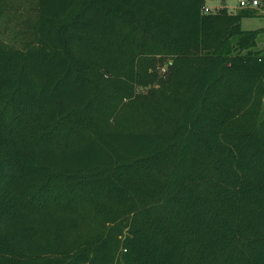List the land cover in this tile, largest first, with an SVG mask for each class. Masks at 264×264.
I'll use <instances>...</instances> for the list:
<instances>
[{"label": "trees", "instance_id": "obj_1", "mask_svg": "<svg viewBox=\"0 0 264 264\" xmlns=\"http://www.w3.org/2000/svg\"><path fill=\"white\" fill-rule=\"evenodd\" d=\"M210 1L0 0V264H264L262 10Z\"/></svg>", "mask_w": 264, "mask_h": 264}, {"label": "rangeland", "instance_id": "obj_2", "mask_svg": "<svg viewBox=\"0 0 264 264\" xmlns=\"http://www.w3.org/2000/svg\"><path fill=\"white\" fill-rule=\"evenodd\" d=\"M209 7L216 11L219 8L226 5L228 9L232 12H237L242 7L240 6V0H226L223 3L220 0H213L208 2ZM32 14L29 10L24 12L19 11L14 14H3L0 17V39L8 43H15L17 46L22 47L25 44V34L29 26L31 25ZM242 28L245 30H259L264 29V12H260L257 16L244 18L242 21ZM259 46L258 49L264 48V34L259 36ZM166 68V64H162L159 61L155 67L157 74L161 77L165 76L162 69ZM264 101V99H263ZM97 227L95 220H84L81 225V230L83 233H91Z\"/></svg>", "mask_w": 264, "mask_h": 264}, {"label": "built area", "instance_id": "obj_3", "mask_svg": "<svg viewBox=\"0 0 264 264\" xmlns=\"http://www.w3.org/2000/svg\"><path fill=\"white\" fill-rule=\"evenodd\" d=\"M240 6L242 8H253L264 11V0H240ZM205 13L214 12L208 5L204 7ZM162 72H166V68L162 69Z\"/></svg>", "mask_w": 264, "mask_h": 264}, {"label": "crops", "instance_id": "obj_4", "mask_svg": "<svg viewBox=\"0 0 264 264\" xmlns=\"http://www.w3.org/2000/svg\"><path fill=\"white\" fill-rule=\"evenodd\" d=\"M209 6V5H208ZM262 12V11H261ZM264 12V11H263Z\"/></svg>", "mask_w": 264, "mask_h": 264}]
</instances>
